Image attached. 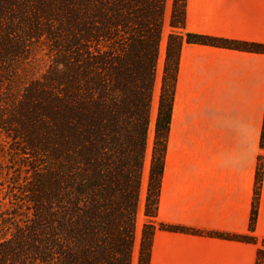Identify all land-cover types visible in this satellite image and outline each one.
Masks as SVG:
<instances>
[{
    "label": "trees",
    "instance_id": "16d2710c",
    "mask_svg": "<svg viewBox=\"0 0 264 264\" xmlns=\"http://www.w3.org/2000/svg\"><path fill=\"white\" fill-rule=\"evenodd\" d=\"M166 4L0 0V264H133ZM186 6L173 0L137 264L157 227L188 231L155 224L183 45L264 53L186 32ZM262 176L260 158L250 231Z\"/></svg>",
    "mask_w": 264,
    "mask_h": 264
},
{
    "label": "crops",
    "instance_id": "0c3cea01",
    "mask_svg": "<svg viewBox=\"0 0 264 264\" xmlns=\"http://www.w3.org/2000/svg\"><path fill=\"white\" fill-rule=\"evenodd\" d=\"M185 31L264 44V0H187ZM263 127L264 53L185 43L155 224L188 231L157 227L149 264H264Z\"/></svg>",
    "mask_w": 264,
    "mask_h": 264
},
{
    "label": "rangeland",
    "instance_id": "374dc122",
    "mask_svg": "<svg viewBox=\"0 0 264 264\" xmlns=\"http://www.w3.org/2000/svg\"><path fill=\"white\" fill-rule=\"evenodd\" d=\"M172 4H173V0H167L166 10H165V28H164V34H163V39H162V48H161V49H163V52L161 55V61H159V65H158V76L159 77H158V85L156 88L155 116L157 113V105H158V100H159V92H160V85H161V76H162V71H163V63H164V58H165L167 36L172 30V28L170 27V17H171V11H172ZM42 70H44V68H42ZM154 121H155V117H154ZM154 121H153V127H152V136H151L152 138L150 137V139H149V149H148V155H147L146 170H145V175H144V183L142 186L143 200H141L142 202L140 203V208H139V213H138L137 238H136V244H135L134 253H133V264H137L138 255H139V240H140V236H141V230L143 228L144 223L146 222V218L143 215V208H144V204H145V196H146V188H147V176H148V169H149L150 157H151V147L153 145V140H154Z\"/></svg>",
    "mask_w": 264,
    "mask_h": 264
},
{
    "label": "bare ground",
    "instance_id": "6f19581e",
    "mask_svg": "<svg viewBox=\"0 0 264 264\" xmlns=\"http://www.w3.org/2000/svg\"><path fill=\"white\" fill-rule=\"evenodd\" d=\"M163 49H161V55H162ZM160 61H161V56H160ZM159 77V76H158ZM155 99H156V92H155ZM155 108H156V103L154 101V105H153V113H152V124L150 127V133H149V139L152 136V127H153V121H154V117H155ZM152 138V137H151ZM152 140V139H151ZM141 200H143V196L141 195ZM142 202V201H141Z\"/></svg>",
    "mask_w": 264,
    "mask_h": 264
}]
</instances>
